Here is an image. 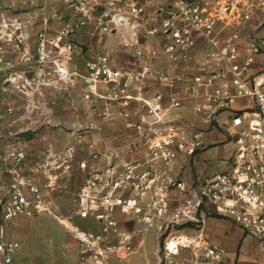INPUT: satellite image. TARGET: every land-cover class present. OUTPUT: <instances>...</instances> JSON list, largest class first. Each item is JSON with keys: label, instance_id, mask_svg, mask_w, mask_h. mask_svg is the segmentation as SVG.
<instances>
[{"label": "built area", "instance_id": "obj_1", "mask_svg": "<svg viewBox=\"0 0 264 264\" xmlns=\"http://www.w3.org/2000/svg\"><path fill=\"white\" fill-rule=\"evenodd\" d=\"M60 1L64 8L55 9L34 37L35 84L40 87L47 78L71 83L80 79L86 101L116 104L122 111L138 104L140 112L127 127L136 133L134 149L145 152L141 160L110 162L94 171L80 189L78 217L100 226L97 234L73 231L87 262L108 264L111 258L122 260L132 252V239L119 231L117 215L163 233L165 220L170 227L202 223L197 214L208 206L264 249V19L258 37L246 47L236 44V34H227L245 27L255 11L264 15V0ZM82 34L117 38L129 54L127 65L117 66L112 53L85 52L76 43ZM10 45L25 47L19 60L3 58V48ZM28 49L23 23L0 8L2 91L17 79L24 82L22 89L31 85L27 72L15 70L31 62ZM160 57L168 62L167 69L149 64ZM78 58L83 63L74 65ZM148 82L154 89L145 96ZM189 114L196 120L186 121ZM218 130L232 144L222 172L190 186L173 180L160 185V167L172 169L181 157L204 151L206 136ZM5 157L18 164L27 155L12 149ZM8 172L10 179H0V255L5 264L16 245L4 240L1 225L28 211H46L42 187L15 170ZM171 189L187 197L173 210L168 200ZM169 238L168 255L182 248L202 249L211 264L222 262L221 249L200 233Z\"/></svg>", "mask_w": 264, "mask_h": 264}, {"label": "rangeland", "instance_id": "obj_2", "mask_svg": "<svg viewBox=\"0 0 264 264\" xmlns=\"http://www.w3.org/2000/svg\"><path fill=\"white\" fill-rule=\"evenodd\" d=\"M26 1L2 0L1 6L15 2L16 10L13 14L19 15L26 13L27 10L35 11L39 8L38 0L29 1V4H25ZM40 8H44L48 16L55 9L64 8V3L60 0H45V4ZM105 42L101 41V50L105 45L106 50L108 48L114 51L119 45L117 38L112 40L110 38L109 42ZM24 48V46H7L3 48V58L17 61L25 52ZM28 50L31 62L18 66L15 70L27 72L31 85L22 89L24 82L17 79L12 82L8 90L2 91L4 83L0 80V179L4 181L10 179L12 176L8 172L10 169L32 178L43 189V203H45L46 211L39 214H52L62 223L66 221L72 223L80 231L97 234L100 230L97 222L91 219L82 220L78 217L76 198L90 175L104 167L106 152L110 147L115 148V145L109 144V140L117 135L116 129L108 128L98 113L87 111L83 106L81 95L86 87L82 80L77 79L71 83L47 78L44 85L37 87L35 64L32 62L34 49L29 47ZM113 53L116 56L117 52ZM164 60L166 59L163 57L157 59L162 62ZM26 132L32 133L33 138L30 140L21 138V135ZM216 133L225 134L222 130ZM214 138L219 140L221 137L214 135ZM12 149L23 150L27 155L26 159L18 164L6 160L7 151ZM230 149L232 144L223 140L215 148L203 153L204 159H211V162L203 163L204 167H209V173L221 169L216 159L226 155ZM185 200L178 201V206H181ZM197 217L199 219V214ZM39 220H41L40 223L32 225L28 230L33 236L30 243L25 241L26 243L21 245L14 256L24 264L33 263L23 260L27 254L30 259L39 258L41 261L45 258V264H50L53 258L59 260L63 242L74 239V230L64 227L67 223L60 224L49 215L42 216ZM8 225L2 224L1 228L4 230ZM198 226L199 224L195 222H188L177 225L175 229L182 230L188 227L196 231L199 229ZM15 235L16 240L20 242L27 236L26 233ZM169 240L167 234L160 237L161 264H211L202 249L182 248L177 253L168 255L166 245ZM151 244L150 240L145 242L144 247L136 255V263L133 264H146L142 260L143 252L145 247ZM77 252L78 256L75 254L72 256L73 262L89 264L79 245ZM108 264L128 263H121L114 257L108 261Z\"/></svg>", "mask_w": 264, "mask_h": 264}, {"label": "crops", "instance_id": "obj_3", "mask_svg": "<svg viewBox=\"0 0 264 264\" xmlns=\"http://www.w3.org/2000/svg\"><path fill=\"white\" fill-rule=\"evenodd\" d=\"M29 1L32 0H27L25 4H29ZM1 4L2 0H0V8L7 10L10 15L15 16L20 22L23 23L26 32L29 35V47H33L35 34L45 27L46 21L51 15L49 14L46 16L44 8H40V6L45 4V0L37 1V5L39 7L37 10H27V12L23 13L22 15L13 14L16 10L15 2L11 3L10 5L5 4L4 6H1ZM263 19L264 15L257 10L253 15L252 20L245 27L233 30L227 34L229 36L236 34V44L240 45L241 47H246L251 39H256L258 37V27ZM110 38L111 40L116 39L115 37L109 36L91 37L82 34L76 36V43L80 46V48L89 54H114L113 52H117L118 55L116 54L115 56L117 66H126L129 61V54L124 52L119 45H117V48H115L116 51H113V49L110 51L108 48L106 50L105 45L103 46V50L100 49V47H102L101 41L109 42ZM82 60V58L76 59L74 65H81L83 63ZM149 64L158 69H167L169 67V64L166 60L163 62L155 60ZM99 89L102 90L104 88L100 86ZM153 89V83L148 82L145 84V87H143V94L145 96L150 95L153 92ZM81 101L83 102V106L86 107L87 111L98 113L102 117L103 121L107 124L106 126H108V128H115L117 132V135L110 138L109 140V144L115 145V148L110 147L106 152L104 158L105 165L101 169H105L110 162H120L122 160L138 161L144 157L145 152L143 149H134L135 147L133 145L136 142V133L134 129L127 127V123L129 121H134L140 112L138 104L132 103L128 111H122L116 104L86 101L84 100L83 95H81ZM186 111L189 113L191 112L190 104H187ZM185 120L195 121L196 119L189 114ZM214 135H219L221 138L217 140L214 138ZM223 140L224 137L222 135L216 132H211L206 136L207 148L204 151L190 158L181 157L172 169L160 167L158 171L160 185H168V183L173 180L183 181L187 186H190L204 178L212 177L216 173L222 172L225 169L224 160L229 156L231 149L228 151V153H226V155L216 159L221 169H218V171H211L210 173L208 171L209 167H204L203 163H205V161L211 162V159H204L203 153L207 150L215 148L219 142H222ZM185 197V195L179 193L177 190L171 189L168 194V200L171 209L173 210L177 208L179 205L178 201L185 200ZM45 215L52 216L60 224L67 223V225L63 224L64 227L72 230L77 229L74 225H72V223L67 221L62 223L52 214H37L34 211L23 213L15 217L4 230L1 228L4 232L2 234L1 231L2 237L4 238L5 236L8 242L16 245L12 253L11 260L7 264H24L23 261L21 262L19 259H15L17 257L14 256H16L15 254L20 249L22 244H25L26 242L30 243L33 236L28 230L32 225L40 223L41 220H39V218ZM199 218L202 219L203 222L199 224V229L196 231L188 227L182 230H176L175 227L177 225L170 227L169 220H165L163 224L164 227H166V230L164 229L163 233H160L157 229L145 230L136 220L124 215H117L119 231L131 237V243L133 246L132 252L129 253L125 259L120 260L121 263H136V255L144 247L145 242L150 240L152 244L149 245V247H145L143 252L144 259L142 260L145 261L146 264H161L159 256L160 237L163 234H167L168 239L173 235L193 237L200 233L203 235L207 243H213L221 249L223 253L221 262L222 264H264V249L254 238L245 234L244 231L238 225L233 223L231 219H228L222 215L219 216L214 214V209L212 206H208L204 212L200 213ZM181 223L183 222H180L179 224ZM16 233H26L27 236L21 240V242L23 241L22 243L19 240H16L14 237ZM77 250L78 243L75 239H70L67 242L64 241L62 244V255L60 256L61 259L58 260L57 258H53L50 260V264H76V262H73L74 259H72V256L73 254L76 256L79 255ZM23 260H27L28 262L32 261V264H45V258L41 261L39 258L33 259L32 257V259H30L28 254L25 256V258H23ZM0 264H5L1 255Z\"/></svg>", "mask_w": 264, "mask_h": 264}, {"label": "water", "instance_id": "obj_4", "mask_svg": "<svg viewBox=\"0 0 264 264\" xmlns=\"http://www.w3.org/2000/svg\"><path fill=\"white\" fill-rule=\"evenodd\" d=\"M21 138L26 139V140H30V139L33 138V134L30 133V132H26V133H23V134L21 135Z\"/></svg>", "mask_w": 264, "mask_h": 264}, {"label": "bare ground", "instance_id": "obj_5", "mask_svg": "<svg viewBox=\"0 0 264 264\" xmlns=\"http://www.w3.org/2000/svg\"><path fill=\"white\" fill-rule=\"evenodd\" d=\"M172 246H173V243H170V247L172 248ZM175 252H176V250H174Z\"/></svg>", "mask_w": 264, "mask_h": 264}, {"label": "trees", "instance_id": "obj_6", "mask_svg": "<svg viewBox=\"0 0 264 264\" xmlns=\"http://www.w3.org/2000/svg\"><path fill=\"white\" fill-rule=\"evenodd\" d=\"M161 246V245H160Z\"/></svg>", "mask_w": 264, "mask_h": 264}]
</instances>
